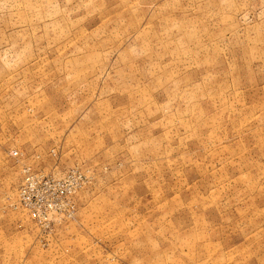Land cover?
I'll use <instances>...</instances> for the list:
<instances>
[{"label":"rangeland","instance_id":"rangeland-1","mask_svg":"<svg viewBox=\"0 0 264 264\" xmlns=\"http://www.w3.org/2000/svg\"><path fill=\"white\" fill-rule=\"evenodd\" d=\"M0 264H264V0H0Z\"/></svg>","mask_w":264,"mask_h":264},{"label":"built area","instance_id":"built-area-1","mask_svg":"<svg viewBox=\"0 0 264 264\" xmlns=\"http://www.w3.org/2000/svg\"><path fill=\"white\" fill-rule=\"evenodd\" d=\"M12 155L17 156V153L14 151ZM23 175V180L17 192L18 204L22 209L28 212L38 227L40 226L45 228L46 226L50 225L51 221L53 222L54 219L51 220L50 215L52 212H54L57 204L48 201V203L38 205L34 200V190L41 183L46 184L48 182V186H51V184L64 185L66 182H69V179L56 180L46 177L43 174L35 173L29 168H26L23 171ZM77 188H79V186L74 182V186L71 185V189H69L68 192L74 193Z\"/></svg>","mask_w":264,"mask_h":264}]
</instances>
